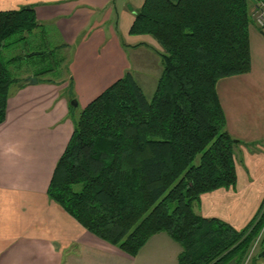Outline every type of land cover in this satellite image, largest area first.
Returning <instances> with one entry per match:
<instances>
[{"label":"trees","instance_id":"obj_1","mask_svg":"<svg viewBox=\"0 0 264 264\" xmlns=\"http://www.w3.org/2000/svg\"><path fill=\"white\" fill-rule=\"evenodd\" d=\"M250 14L248 0H144L128 34L148 35L161 49L154 91L146 99L125 72L90 100L54 165L47 196L128 256L159 232L179 246L177 264H240L255 237L264 250V197L240 230L192 211L201 194L235 184L239 141L225 131L215 83L248 73ZM35 26L30 7L0 11V53ZM17 58L0 59V123L14 82L7 65Z\"/></svg>","mask_w":264,"mask_h":264},{"label":"crops","instance_id":"obj_2","mask_svg":"<svg viewBox=\"0 0 264 264\" xmlns=\"http://www.w3.org/2000/svg\"><path fill=\"white\" fill-rule=\"evenodd\" d=\"M143 1L0 0V11L30 7L36 26L21 44L49 39L53 44L34 51L60 48L68 80L65 86L62 77L32 74L35 84L8 87L0 123V264H177L180 248L165 233L150 236L128 256L83 229L46 194L75 122L68 117L73 93L82 109L132 69L142 71L148 85L156 83L159 45L148 35L128 34ZM248 1L249 12L264 5ZM247 37L248 73L215 83L225 131L239 141L233 149L235 184L201 194L192 205L195 214L235 230L252 220L264 197V27L250 21ZM249 260L264 264V250L258 247Z\"/></svg>","mask_w":264,"mask_h":264},{"label":"rangeland","instance_id":"obj_3","mask_svg":"<svg viewBox=\"0 0 264 264\" xmlns=\"http://www.w3.org/2000/svg\"><path fill=\"white\" fill-rule=\"evenodd\" d=\"M47 40H49V39H43L41 37L40 38L36 37L34 46H32L31 44L19 43L17 45H13V46H9L7 48H4L1 51L0 59L3 62L8 60L9 58H13L16 56L19 57L16 60H14L13 62L8 63V65H7V72L9 74L10 78H12L14 81L12 84H15V83L23 84V81L27 77H31L33 74V75H36V77L40 78V79L44 77V78H50L51 80H56V81H58V78L62 77V82L60 81L61 84L65 85V86L67 85L68 80H67L66 76H64L65 70L63 68L65 66V62H63L62 64L60 63L62 61V59L64 58L61 55L60 50L56 51V53H53L50 56H42V57L41 56H39V57L33 56L32 58H26V59L23 58V56H24L23 54H25V52L26 53L31 52V51L33 52L34 50H42L43 51L46 49L47 43L53 44V43L47 42ZM31 46H32V48H31ZM45 70H48V71L45 72ZM134 70L135 69H132V71H130L129 74L133 75V80L139 86L144 97L146 99H149L151 97L153 91H154V87H155L156 83H154L153 86L152 85L150 86V84L148 85L147 84L148 80H146L144 78V76L142 77L141 73H139L142 71H137V73H139V74H137L136 71H134ZM39 72H41V73H39ZM27 74H29V75H27ZM155 82H156V80H155ZM145 84H147V85H145ZM11 88H12V86H10L9 89H11ZM70 100H71V98L69 99V101ZM72 100L76 105L74 107L71 103L68 102V104H70L68 117L71 121H72V119L76 120L79 112L81 111L80 105L79 106L77 105V101H76V97L74 96V93H73ZM259 240L260 239L255 237L253 243H251V246L255 243V251L258 249L257 244H259ZM255 251H254V253H255ZM243 262L244 261H242L240 264H251L250 260L245 262V263H243ZM228 264H233V263H228Z\"/></svg>","mask_w":264,"mask_h":264},{"label":"built area","instance_id":"obj_4","mask_svg":"<svg viewBox=\"0 0 264 264\" xmlns=\"http://www.w3.org/2000/svg\"><path fill=\"white\" fill-rule=\"evenodd\" d=\"M250 18L257 25V27L263 28L264 27V5L263 4L257 5V7H255L253 11L251 12ZM254 248H255V243L252 245L244 263L247 262L250 256L253 254Z\"/></svg>","mask_w":264,"mask_h":264},{"label":"water","instance_id":"obj_5","mask_svg":"<svg viewBox=\"0 0 264 264\" xmlns=\"http://www.w3.org/2000/svg\"><path fill=\"white\" fill-rule=\"evenodd\" d=\"M24 8L27 9L28 7L25 6ZM24 82L31 85L36 83V79L34 77H27Z\"/></svg>","mask_w":264,"mask_h":264}]
</instances>
